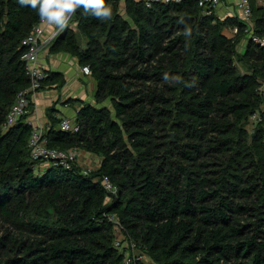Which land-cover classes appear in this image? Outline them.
Segmentation results:
<instances>
[{
    "label": "trees",
    "instance_id": "16d2710c",
    "mask_svg": "<svg viewBox=\"0 0 264 264\" xmlns=\"http://www.w3.org/2000/svg\"><path fill=\"white\" fill-rule=\"evenodd\" d=\"M121 2L105 0L107 21L78 9L49 47L97 83L78 131L53 107L44 131L51 146L99 157L85 173L32 159V101L5 126L29 86L22 40L41 20L0 0V264H120L112 214L153 264H264V42L253 39L264 38V5L250 0L252 26L228 36L197 0H125V14ZM52 78L64 84L56 71L42 83Z\"/></svg>",
    "mask_w": 264,
    "mask_h": 264
},
{
    "label": "built area",
    "instance_id": "2783aa9c",
    "mask_svg": "<svg viewBox=\"0 0 264 264\" xmlns=\"http://www.w3.org/2000/svg\"><path fill=\"white\" fill-rule=\"evenodd\" d=\"M147 6H150L154 1L162 2H179L181 0H143ZM200 6L204 7V11L207 13H213L217 5L221 0H197ZM240 13L243 21L248 26H252V7L250 0H239ZM72 17L69 21L71 23ZM61 30L59 28L53 29L51 32H47L44 22L36 24L32 31L24 37L22 40L25 46V51L22 55V59L25 62L26 73L29 76V86L21 89L17 92L11 108L6 116L5 126H9L15 123L22 115L28 112V105L31 101V92L39 90L42 87V80L47 76V72L40 64V54L45 47L49 45L59 34ZM254 41L259 43L264 42V38L254 36ZM82 71L85 74H90V67L88 65H82ZM252 120H261L259 113H254L251 116ZM60 127L66 131H78L80 125L72 121L70 118L64 116L61 118ZM28 145L30 148V155L32 159L42 160L52 165H58L63 167H70L73 163H77L78 154L73 149H61L49 145L48 138L44 134V131L37 128L31 129ZM92 168L84 167L83 171L88 173ZM103 188L109 197L117 194L118 188L108 176L102 178ZM119 236L114 240V245L118 248L122 254L120 264H144L146 261V255L140 247L133 241L127 234V230L121 223L119 218L112 214L109 216Z\"/></svg>",
    "mask_w": 264,
    "mask_h": 264
},
{
    "label": "crops",
    "instance_id": "0c3cea01",
    "mask_svg": "<svg viewBox=\"0 0 264 264\" xmlns=\"http://www.w3.org/2000/svg\"><path fill=\"white\" fill-rule=\"evenodd\" d=\"M253 1L256 4L264 5V0ZM214 13L224 22L225 34L235 36L238 32V24L243 22L239 0H221L220 4L214 9ZM44 24L47 32H51L56 28L53 24ZM240 43L243 46L247 44V38L242 37ZM39 60L47 73L48 71L61 72L65 77V81L60 86L52 78L42 83L39 90L31 92L30 97L34 103V108L27 120L33 128L45 131L49 125L47 109L53 107L56 116H66L76 122L75 118L82 104L84 102L95 103L96 80L91 74H85L81 69L82 65L78 58L67 51L51 52L47 46L40 54ZM73 150L77 151L79 163L83 167L90 165L89 167L94 168V165L100 164L97 155L82 149Z\"/></svg>",
    "mask_w": 264,
    "mask_h": 264
},
{
    "label": "clouds",
    "instance_id": "9594fccd",
    "mask_svg": "<svg viewBox=\"0 0 264 264\" xmlns=\"http://www.w3.org/2000/svg\"><path fill=\"white\" fill-rule=\"evenodd\" d=\"M21 7L35 10L41 22L55 25L63 31L78 9L100 21L111 19L112 10L105 0H18ZM188 32H191L188 29Z\"/></svg>",
    "mask_w": 264,
    "mask_h": 264
},
{
    "label": "rangeland",
    "instance_id": "374dc122",
    "mask_svg": "<svg viewBox=\"0 0 264 264\" xmlns=\"http://www.w3.org/2000/svg\"><path fill=\"white\" fill-rule=\"evenodd\" d=\"M263 1V0H262ZM124 8H125V0H122V2H121V11H122V13L123 14H125V11H124ZM72 26L75 28V33L77 34V37H78V40H79V42L82 44L83 42H84V35H82V34H80L79 33V30H77V28H76V22L75 21H72ZM53 41H51L50 43H49V45H48V47H50V45H51V43H52ZM247 44H245L244 46L242 45V43H240V44H238V49L239 50H241L242 48L244 49L245 48V46H246ZM242 47V48H241ZM253 122H251L247 127H248V129L249 130H252V128H253ZM78 161H79V159H78ZM44 165H42V167H43ZM90 166V165H89ZM95 167H97V166H99V165H94ZM88 167V166H87ZM92 167V166H91ZM144 264H153V262H152V259L149 257V256H147L146 257V261L144 262Z\"/></svg>",
    "mask_w": 264,
    "mask_h": 264
}]
</instances>
